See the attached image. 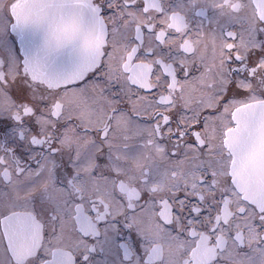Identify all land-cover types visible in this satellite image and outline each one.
<instances>
[{
    "label": "snow or ice",
    "instance_id": "snow-or-ice-1",
    "mask_svg": "<svg viewBox=\"0 0 264 264\" xmlns=\"http://www.w3.org/2000/svg\"><path fill=\"white\" fill-rule=\"evenodd\" d=\"M13 3L0 264H70L52 243L62 218L87 241L74 264H264V210L231 173L255 120L240 105H264V0L210 36L189 23L221 24L208 0H31L28 20Z\"/></svg>",
    "mask_w": 264,
    "mask_h": 264
},
{
    "label": "flooded vegetation",
    "instance_id": "flooded-vegetation-1",
    "mask_svg": "<svg viewBox=\"0 0 264 264\" xmlns=\"http://www.w3.org/2000/svg\"><path fill=\"white\" fill-rule=\"evenodd\" d=\"M22 0H14L13 10L18 9ZM173 4L176 3V0H171ZM10 0H0V10H2L5 5L9 4ZM209 4H214L215 8L220 9L224 14V19H221L220 25H215L209 23L207 20H203L201 17L195 15L189 16V23L193 28H197L198 25L203 23V32L208 36L212 32L219 33L220 26L224 24L227 17L235 15L237 13L248 14L252 11L250 5L252 0H208ZM38 9L35 8V15ZM208 17L210 19H215L219 15V12L214 10L213 7H208ZM259 10H257L258 12ZM135 15V14H134ZM203 52V49H201ZM209 54H211V45L209 46ZM264 67V66H262ZM252 87V85H249ZM62 101L67 103V100L62 97ZM240 107L255 117V120L251 122L247 128L248 131V142L245 146V149L242 153H238L234 159L231 166V173L233 175L234 182L236 181V172L234 168L243 169H259L264 168V105L258 101L249 100L248 103H241ZM247 173V172H246ZM242 175H245V171L242 172ZM238 187V186H237ZM244 194V198L250 200L256 207L260 210H264V189H258L257 192L250 194L249 192L243 191L239 188ZM57 227V235L52 241L55 245V251L57 253H62L69 259L70 264H74L75 256L78 255L79 250H82L83 247L87 246V241L84 240L83 234H77V228L73 225L72 218H62ZM83 230H81V233ZM39 245V239L37 238L35 243L31 245L28 254L34 255L36 247ZM20 247L18 244L14 245V254H19ZM202 256H206V253H203Z\"/></svg>",
    "mask_w": 264,
    "mask_h": 264
},
{
    "label": "water",
    "instance_id": "water-1",
    "mask_svg": "<svg viewBox=\"0 0 264 264\" xmlns=\"http://www.w3.org/2000/svg\"><path fill=\"white\" fill-rule=\"evenodd\" d=\"M35 6L32 5L31 0H22L18 9H14L13 11L19 16L21 19H31L35 16ZM50 87H55V84L49 85ZM236 174V183L237 186L245 192H249L250 194L255 193L258 189H264V169H245V175H242L243 169L234 168ZM247 172V173H246Z\"/></svg>",
    "mask_w": 264,
    "mask_h": 264
}]
</instances>
